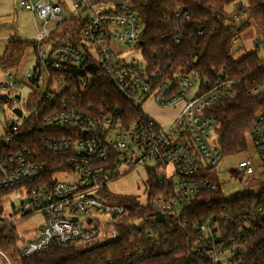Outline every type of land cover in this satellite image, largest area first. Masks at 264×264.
<instances>
[{
    "label": "built area",
    "instance_id": "built-area-1",
    "mask_svg": "<svg viewBox=\"0 0 264 264\" xmlns=\"http://www.w3.org/2000/svg\"><path fill=\"white\" fill-rule=\"evenodd\" d=\"M133 1L68 0L70 8L66 9L60 0L36 4L20 0V7L35 20L36 34L31 39L35 64L21 77L10 74L0 84V191L13 189L24 197L15 214H42L44 224L18 250L26 258L54 246L118 239L128 211L106 190L123 176V168L144 167L162 190L155 205L165 222L154 221L157 235L163 236L160 225L168 223L174 231L188 232L190 256L198 264H239L249 233L264 219L263 206L234 214L222 203L220 214L201 222L193 219L199 204L214 207L203 196L221 193L217 166L223 154L213 136L215 122L206 110L215 102L232 99L235 82L228 72L205 76L195 70L172 71V64L162 58L146 59L145 26ZM244 1L233 0L228 6L234 10L227 9L234 21L246 14ZM181 18L188 20L190 14L178 7L174 20ZM73 19L82 22L74 37L67 31L55 36L60 25ZM196 34L202 36L204 30ZM181 41L182 35H176L175 43ZM124 50L139 51L144 64L128 62L122 57ZM103 79L122 102L84 104L83 98ZM21 85L29 89L27 97ZM148 102L161 109L177 108L176 118L168 126L157 123L144 112ZM4 104L13 108L14 115L6 125L2 122ZM31 120L34 128L51 132L41 138V148L62 158L59 170L49 179L44 178L45 162L24 143ZM250 136L255 152L245 153L238 169L229 171L230 177L245 182L263 171L264 111ZM169 166L174 169L170 176ZM60 175L69 178L59 180ZM101 216L106 221L101 222ZM233 226L238 227L235 234L230 233ZM135 227L138 233L144 229L139 222ZM154 233L149 231L146 238L153 239Z\"/></svg>",
    "mask_w": 264,
    "mask_h": 264
},
{
    "label": "trees",
    "instance_id": "trees-1",
    "mask_svg": "<svg viewBox=\"0 0 264 264\" xmlns=\"http://www.w3.org/2000/svg\"><path fill=\"white\" fill-rule=\"evenodd\" d=\"M232 1H133L134 8L145 26L143 40L146 59L155 62L157 58H162L165 64H172V71L195 70L205 76H209L213 71L228 72L230 79L235 82L233 86L235 95L232 99L215 102L206 110L215 122L218 145L223 156L247 152V134L251 135L257 116L264 111V89L260 88L264 84V66L263 59L258 54V47L238 61H234L230 54L236 35L250 21L260 29L264 43V0H245L247 12L239 21H234L232 16L228 15L227 9ZM178 7L190 14L188 20L183 18L178 19V22L174 20V13ZM167 18H170V21H167ZM68 22L70 29L67 32H71L74 37V34L82 28V22L78 19ZM199 29L204 30L202 36L196 34ZM178 34L182 35L180 44L175 43V36ZM30 46L35 47L31 39L9 40L0 58V67L6 73L16 70ZM82 69L83 67L79 70ZM167 69L170 71V68ZM92 70L96 72V70L100 71V68L92 67ZM95 87L83 98L84 104L95 105L103 101L122 102L106 79ZM250 90H256L257 93L251 95ZM32 123L33 120L26 125L25 133H28L25 134L27 138L24 139V143L37 152L45 162L47 171L44 178L49 179L59 170L62 158L41 148V138L51 132L40 131L34 128ZM211 176L215 179L213 173ZM161 192L156 177L150 173L146 204L141 203L136 197L116 198L128 211L120 223V237L116 240L75 244L67 248L54 246L25 258L18 250L19 238L13 235L16 231L6 226L0 230V251L15 252L20 264H198V260L190 256L188 232L183 229L174 231V227L167 223L160 225L163 236L157 235L158 232L154 229V215L157 211L155 204ZM12 193H15L13 189L0 191V219L4 212V199ZM203 197L202 200L213 203L214 207L199 204L197 215L193 217L198 221L213 214H220L222 203H225L234 214L248 212L252 206L264 207V186L256 196L244 195L225 200L220 191H216ZM237 216L234 215L235 218ZM138 222L144 228L139 233L136 232L135 227ZM259 222L243 245L239 264H264V219ZM237 228V226L230 227V233L235 234ZM149 231L155 232L153 239L146 238ZM141 251L143 255H140Z\"/></svg>",
    "mask_w": 264,
    "mask_h": 264
},
{
    "label": "rangeland",
    "instance_id": "rangeland-1",
    "mask_svg": "<svg viewBox=\"0 0 264 264\" xmlns=\"http://www.w3.org/2000/svg\"><path fill=\"white\" fill-rule=\"evenodd\" d=\"M35 4L41 1H51L57 3L58 0H32ZM63 7L70 8L68 0H60ZM20 0H0V58L3 56L4 50L9 43L10 38H19L21 40H30L36 34L35 20L31 13L24 11L20 5ZM246 5V2L243 3ZM230 11H234L229 7ZM66 17V14H63ZM38 25L41 24L37 20ZM54 26L50 24L49 27ZM40 27V26H39ZM70 29V22L65 21L56 30L55 36L61 35ZM258 47L259 56L264 59V43L263 37L258 26L250 21L249 24L238 32L232 42L231 57L234 61H238L246 56L247 53L256 50ZM35 47L30 46L24 55V58L16 70L6 73L0 67V84L5 83L8 75H24L29 69L32 68L34 62ZM123 58L128 62H135L136 64H144L139 51H123ZM25 96H28L29 89L25 85H21ZM194 88V92L196 91ZM178 109H161L151 103H147L144 107V112L154 121L163 126H168V123L176 118V111ZM13 108L9 105H3V119L2 122L6 125L8 122L13 121L14 115ZM216 139L217 134H213ZM218 141V139H217ZM247 152L254 153L255 149L251 143V136L247 134ZM246 152V153H247ZM245 157L244 153L234 156H223L221 162L217 166L218 180L221 188L223 199L230 200L232 198L242 197L247 194H256L264 186V165L263 171L259 170L254 176L249 178L248 182L240 181L230 177L229 171L238 169L239 162ZM173 167L167 168V174L170 176ZM123 175L112 181L106 190V194L113 198L119 197H136L141 203L146 204L147 201V187H148V174L144 167L137 168L129 171L128 168H123L121 171ZM154 175V174H153ZM59 180L69 178L68 175H60L57 177ZM5 207L2 217L0 219L1 227H8L16 231L20 240L18 246L22 241L28 240L35 235L36 230L44 224V217L42 214H34L23 217L22 214H15L21 210L22 203L25 201L24 197L12 193L4 199ZM105 216H101V222L106 221ZM20 264V260L16 253H1L0 264Z\"/></svg>",
    "mask_w": 264,
    "mask_h": 264
},
{
    "label": "water",
    "instance_id": "water-1",
    "mask_svg": "<svg viewBox=\"0 0 264 264\" xmlns=\"http://www.w3.org/2000/svg\"><path fill=\"white\" fill-rule=\"evenodd\" d=\"M16 112H18V115H21V112H19V111H16ZM154 216H155L156 222H158V223H164L165 222V217L163 214L156 212Z\"/></svg>",
    "mask_w": 264,
    "mask_h": 264
},
{
    "label": "crops",
    "instance_id": "crops-1",
    "mask_svg": "<svg viewBox=\"0 0 264 264\" xmlns=\"http://www.w3.org/2000/svg\"><path fill=\"white\" fill-rule=\"evenodd\" d=\"M11 39H14V38H10V40ZM35 64V54H34V62H33V65ZM18 76H16V77H21L22 75H19V74H17ZM148 103H151V104H153L152 102H148ZM154 105V104H153ZM176 114H177V111H176Z\"/></svg>",
    "mask_w": 264,
    "mask_h": 264
}]
</instances>
